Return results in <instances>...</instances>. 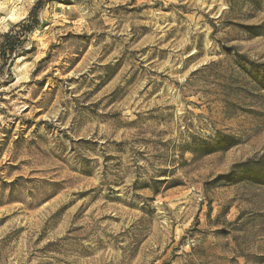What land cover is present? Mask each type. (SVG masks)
Returning a JSON list of instances; mask_svg holds the SVG:
<instances>
[{"label":"rangeland","instance_id":"374dc122","mask_svg":"<svg viewBox=\"0 0 264 264\" xmlns=\"http://www.w3.org/2000/svg\"><path fill=\"white\" fill-rule=\"evenodd\" d=\"M39 18L0 79V264H264V0Z\"/></svg>","mask_w":264,"mask_h":264},{"label":"trees","instance_id":"16d2710c","mask_svg":"<svg viewBox=\"0 0 264 264\" xmlns=\"http://www.w3.org/2000/svg\"><path fill=\"white\" fill-rule=\"evenodd\" d=\"M47 0H37L29 15L15 24L9 31L0 35V79L6 75L7 84L14 80L11 70L14 61L25 56L28 51L25 34L41 25L39 14Z\"/></svg>","mask_w":264,"mask_h":264}]
</instances>
